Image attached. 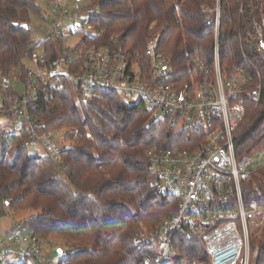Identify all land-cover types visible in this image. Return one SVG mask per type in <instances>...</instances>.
<instances>
[{"label": "trees", "instance_id": "1", "mask_svg": "<svg viewBox=\"0 0 264 264\" xmlns=\"http://www.w3.org/2000/svg\"><path fill=\"white\" fill-rule=\"evenodd\" d=\"M89 2L83 13L93 12V33L81 36L78 45L110 46L133 59H143L148 42L158 38L159 52L177 77L189 75L192 61L198 57L211 64L215 19L202 8L220 7L223 68L244 66L263 87L260 105H246L235 152L244 156L264 146V55L245 46L239 35L249 10L264 19V0ZM241 8H245L243 14ZM41 11L38 0H0V93L3 77L11 82L18 76L24 81L28 72L25 61L40 46L49 62L65 54L63 38L48 37L37 43L28 29L29 12ZM243 54L249 57V64L242 62ZM3 94L12 96L15 90L10 86ZM29 114L36 132L70 128L65 135L73 137L57 161L30 154L26 147L30 131H7L0 125V218L8 210H32L26 225L36 236L44 240L57 236L78 244L80 248L61 264H147L148 255L155 254L153 246L142 240L138 243L136 238L144 229H155L178 206L177 197L164 196L151 186L156 176L147 159L152 144L172 145L166 137L167 127L149 123L144 106L131 105L116 93L81 102L65 81L58 88L42 91ZM75 134L79 137L72 142ZM247 190L250 199L264 203V168L253 173ZM260 237L263 239L254 237L252 241L255 256L251 264H264V226ZM175 245L182 252L179 264L187 260L209 264L201 239L179 233Z\"/></svg>", "mask_w": 264, "mask_h": 264}, {"label": "built area", "instance_id": "2", "mask_svg": "<svg viewBox=\"0 0 264 264\" xmlns=\"http://www.w3.org/2000/svg\"><path fill=\"white\" fill-rule=\"evenodd\" d=\"M49 8L59 19L55 39L69 37L59 28L70 17L84 15L76 23L91 29L93 12L79 8L74 0H51ZM70 3L74 8H69ZM214 17V49L211 64L199 57L192 61L189 75L176 76L159 39L148 42L143 59H133L122 49L90 46L65 47L61 58L49 62L45 55L31 59L23 81L24 91L15 86V96L2 94L11 86L2 78L0 116L12 118V130L28 132L26 147L37 155L60 160L69 148L65 130L36 132L29 107L42 91L69 83L76 99L88 102L104 93H116L131 105H141L150 114L149 123L167 127L171 146L152 144L147 150L149 170L156 176L151 186L164 196L178 198L177 209L151 232L144 229L138 243L153 246L147 264H179L181 249L175 245L179 233L201 239L210 256L209 264H251L254 231L264 225V203L250 199L247 185L253 173L264 168L255 152L237 156L235 137L246 118V105L259 106L263 87L244 66L225 69L220 52L221 8H202ZM241 14L245 8H241ZM74 26V23L72 24ZM240 39L245 46L264 55V19L255 11L242 22ZM242 62L250 63L246 54ZM10 98V99H9ZM179 138V139H178ZM13 213L12 210H8ZM25 221H15L0 238V264H54L43 254L44 239L32 231L23 233ZM183 264H196L187 260Z\"/></svg>", "mask_w": 264, "mask_h": 264}, {"label": "rangeland", "instance_id": "3", "mask_svg": "<svg viewBox=\"0 0 264 264\" xmlns=\"http://www.w3.org/2000/svg\"><path fill=\"white\" fill-rule=\"evenodd\" d=\"M50 1L51 0H38L42 8V11L40 14L35 13V12H29V16H28L29 20L27 21L28 29L30 30L32 36L35 38L37 43H42L48 37L55 38V30L57 29L56 22H58L59 19L56 15L52 13V11L49 10V8H52V5H50L51 3ZM76 2L79 8H87L90 6L89 0H76ZM69 8H72L73 10L74 5L70 3ZM215 8H218V6ZM70 20H73L74 26L72 25L73 23L71 21L66 20L65 23L59 28V31L63 35L69 37V40L66 46L69 48H73L77 42L81 41L80 39L81 36L90 35L93 33V31L92 29H89L87 26H84L83 24L81 27L75 26V21L76 23H80L84 20L83 14L72 16L70 17ZM79 47L80 49L85 48L84 44H80ZM35 55L37 57H43L44 47L40 46L35 51ZM25 64L31 68H34L33 61L31 60L25 61ZM10 84L11 86H15L18 92L23 93L24 84H23V80L21 77L17 76L16 78L15 77L12 78ZM2 100L3 98L0 96V103L2 102ZM128 101L129 103H131L132 99H129ZM12 124L13 122L10 119L0 116V125L6 128L7 131L12 130L11 129ZM62 129L65 130V132H67L68 129L70 128H61V130ZM72 137L73 136L65 135V138L61 137L60 141L62 142L69 141L71 143ZM78 137L79 136L75 134L72 142H74L75 139ZM29 152L32 155H37L38 150H30ZM254 157L257 161L264 160V146L260 150H258V152H255ZM253 188L254 186L251 188L254 192ZM248 190L250 191V188ZM33 213L34 212L32 210L18 211V212L8 213L5 217L0 218V238L13 227V224L15 223V221H25L29 219V217H31ZM257 229L258 227L254 231V233H256L255 237H258L257 238L258 240L263 239L262 237H260L261 231L260 230L257 231ZM30 231H31L30 228L26 227L25 230H23V233L30 232ZM78 248H80L79 245L74 242L64 241L63 239L57 236H53L49 238L48 240H45L43 244V254L48 259H50L54 264H61L67 260L69 254L74 253L76 250H78ZM57 249H62L64 253L61 256L54 258L52 257V251L57 250ZM254 256H255L254 253H252V260L254 259Z\"/></svg>", "mask_w": 264, "mask_h": 264}, {"label": "water", "instance_id": "4", "mask_svg": "<svg viewBox=\"0 0 264 264\" xmlns=\"http://www.w3.org/2000/svg\"><path fill=\"white\" fill-rule=\"evenodd\" d=\"M24 28H27V25H23ZM63 250L62 249H57L52 251V257L57 258L59 256H61L63 254Z\"/></svg>", "mask_w": 264, "mask_h": 264}]
</instances>
